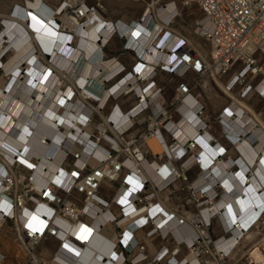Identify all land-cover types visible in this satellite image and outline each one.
Wrapping results in <instances>:
<instances>
[{"label":"bare ground","instance_id":"6f19581e","mask_svg":"<svg viewBox=\"0 0 264 264\" xmlns=\"http://www.w3.org/2000/svg\"><path fill=\"white\" fill-rule=\"evenodd\" d=\"M153 1L155 3V0ZM76 2L78 0H62L55 9L41 0H28L27 4H18L15 8L13 7L14 13L4 19L5 28H2L0 34V73L4 77V82L0 83V115L1 113L3 115L0 121V228L8 218L4 216L5 213L11 216L14 222H18V229H20V223H23L42 232L46 224L50 223L48 228H55L58 236L49 237L57 239L59 244L54 258L46 264H123L126 256L118 248H114L118 225L123 236H121L122 242L131 251L130 254L136 250L140 251L133 258L136 261L135 264H153V259L148 260V255L146 258L144 250L141 249L135 237L136 232L146 228L144 227L146 222L149 225L154 220L156 228L160 225L164 234L168 233L167 236L176 240L175 246L180 247L184 243L191 248L198 234L205 238V235L209 233L208 223H212L216 216L220 225L226 230L231 229L232 233L228 236L222 235L215 244L218 248L229 252L228 257H231L246 237L247 226L261 211L264 226V120L260 123L257 121L258 115H250L242 104L245 98L242 99L238 95L234 96L235 99L219 112L226 111L222 123L217 119L219 113L216 115L222 135L226 130L235 142L231 149L207 129L198 134V130L208 121L211 123L212 119L206 108L198 112L203 103L193 94L184 96L178 104L180 115L176 120L171 119L168 124L170 131L181 139V142H185L187 138H194L202 145V148L198 150L201 153L200 173L195 178L194 187L200 189L198 194L205 191L211 203L214 204L213 208L209 206L202 208L203 217L184 206H182V212L172 211L165 206V203L170 200V189L166 185L171 181L175 186L183 182L182 179H176L175 157L172 158L171 147L161 131L148 141L153 147V158L144 157L141 153L139 156H142V161L136 162L129 159L126 162L131 170H124L121 178L127 177L130 187L121 184L122 188L119 192H115L117 200L126 201L122 203L125 206L124 213L119 205L101 195L97 196V200L106 204V207L98 201L91 202L86 208L91 217L84 215L82 220L79 218L70 220L60 214L54 215V208L42 200L33 206L22 204L19 207L17 203L11 202L7 192L4 191L2 181L5 174L14 175L18 183L24 182V179L29 181L32 176L34 181L32 185L37 188L51 181L57 184L65 183L70 176L66 168L68 161H65L68 149L79 152L80 158L77 160L79 167L88 162L92 166L98 165L106 152V148L101 143L89 138L95 126L87 122V118L94 110L100 111L92 104L91 99L97 98L100 106L103 107L109 91L101 93L102 89H100V92H96L90 86L91 81H94L93 78L101 85L106 78L112 77L122 68V62L117 57H108L101 48L102 43L110 38L109 31L102 28L103 19L90 14L87 24H82L81 17L72 10ZM174 7L175 3L171 2L167 8L164 7L165 10H160L156 23L158 27L162 26V20L166 19L169 11ZM55 11H59V16L53 15ZM148 17L149 15L144 22L133 29H130L129 23L122 25L118 22L119 31L126 32L128 44L137 42V53L145 57L149 63L146 65L138 63L136 69L142 76H146L148 70L152 68L150 63L164 58V55L153 48L155 45L149 43L153 25H148ZM25 23L37 29L36 37L40 46L48 57L52 56L50 58L52 68L40 59L36 61L37 51L33 48L3 69V58L17 47L19 42L21 43L29 36ZM74 31L78 32L75 44ZM171 31L181 35L173 26ZM196 32L200 33L199 30ZM164 38L169 40L170 35ZM189 40L195 41L199 48L198 40L192 37ZM190 42L189 45L195 49ZM57 43H60V47L55 49ZM149 49L152 52L149 53ZM195 50L205 57V53ZM32 61L34 69L31 74H28L23 71V67ZM137 62L135 60L134 64ZM57 70L62 72L65 80L58 77ZM215 70L202 78L201 82L199 81L200 84L202 85L208 77H218ZM135 78L134 75H129L116 87L128 79L134 82ZM191 78L198 80L193 74ZM256 84L257 90L264 93V81L259 83L257 81ZM133 87H138L137 83H134ZM141 89L143 100L153 96V87L146 91L142 87ZM225 89L228 94H234L228 88L225 87ZM161 98L156 99L152 104V107L156 105L153 107L156 113L163 107V98ZM113 108L114 105L111 109ZM101 114L105 119L99 123L103 133L108 126L111 127L112 123L107 121L108 115L102 112ZM130 117V114H125L119 107L114 110L112 118L117 122L116 126L119 130L112 128L115 134L113 137L103 133L114 145L118 143L119 131L131 124ZM212 136L218 139L217 145L210 141ZM165 152L169 158L160 160V155ZM232 152L240 155L232 157L230 154ZM3 158L7 159L6 163H3ZM192 160L194 158H190L188 163ZM235 166L237 167L234 168ZM239 167L240 171L237 173L236 170ZM19 168L26 170L27 173H19ZM119 174L121 172L112 178L116 179ZM112 178H104L103 187L112 182L110 188L116 189L117 185ZM144 180L148 181L150 187L156 192L158 206L155 205L156 201L147 205L146 208L137 205L136 192ZM70 183L68 182V185ZM219 188L222 192L215 198ZM66 202L70 205L72 199H67ZM152 206L153 209H150ZM114 217L117 222L111 221ZM107 232L109 235L106 234ZM153 234L152 232L147 235L154 237ZM17 241L21 243L18 239ZM137 243L138 246H136ZM235 243L236 247L231 250ZM23 246L28 250L25 245ZM160 249L154 257H157V262L161 260L164 264V261L171 257L166 254L169 248L165 247L161 251ZM29 255L33 257L34 251L29 252ZM180 257L183 259V264H201L197 253L192 249L183 251ZM2 258L0 256V262ZM173 258V262L180 260L179 257ZM140 260L141 262H138ZM212 261L219 263L217 259L209 260L208 263L211 264ZM258 264H264V260Z\"/></svg>","mask_w":264,"mask_h":264},{"label":"built area","instance_id":"2783aa9c","mask_svg":"<svg viewBox=\"0 0 264 264\" xmlns=\"http://www.w3.org/2000/svg\"><path fill=\"white\" fill-rule=\"evenodd\" d=\"M153 2V0L146 2L141 17L136 21L132 20L128 24L130 29L137 28L149 15L148 25H153L154 29H152V34L149 36V43L155 45L153 48H156L160 52L159 54L164 55V58L150 63L152 68L148 70L146 76H142L140 72L137 71L136 67L138 63L144 65L149 63L145 57H141L137 53V42H134L132 45L128 44L129 39L126 36V32L121 33L119 31V21L109 19L106 14L107 6L105 0H78V2L74 4L72 10L76 15L81 17L83 23L87 24L88 15L90 14L100 16L103 19L102 28H106L109 31L110 38L108 41L102 43L101 48H103L108 57H117L122 62V68L109 79L106 78L101 85H99L94 78V81H91L90 87L96 92H100V89H102L101 93L103 91H109L103 107L100 106V102H98L97 98L91 99L92 104L99 108L103 114L108 115L107 121L112 123L111 127L108 126L103 133L113 137L115 134L112 128L117 131L119 130L116 126L117 122L112 118L114 110H116L117 107L125 112V114L131 115V124L124 130L119 131L120 137L118 143L114 145L99 128V123L105 121L104 117L98 109L94 110L87 118V122L95 126L89 138L101 143L103 147L106 148V152L104 157H101L102 160L100 163L92 166L91 163L88 162V164L79 167L77 165V160L80 158L79 152L68 149L65 161H68L66 168L70 175L69 178L65 183L57 184L51 181V183L49 182L47 185L39 188L32 185L34 183L32 176L29 181L24 179V182L18 183L14 175L5 174L2 181L4 191L7 192L12 203H17L19 207H21L22 204L33 206L37 204L39 200H42L54 208V215L60 214L70 220L78 218L82 220L81 218H83L84 215L91 217L86 208L91 202L97 203V196L102 195V180L104 178H112L115 174L121 172V174L117 175L116 179L112 178L115 183L118 182V185L116 189H112V195L113 193L115 195L111 196L108 200L119 205L124 213L125 206L116 199L115 192H119L122 188L121 184L130 187V182L127 177L121 178L124 170H131V168L126 165V162L129 159L136 160V162L142 161V156H139L141 153L144 157L153 158V147L148 141L149 138H152L161 131L166 137L168 145L171 147L172 158L173 156L175 157L174 163L177 168L176 179H182V182L187 185V189L190 191V197L187 201H192L194 203L197 209L195 214L202 216L201 210L203 207H214V204L211 203V199L205 191L198 194L200 189L198 190L194 187L196 179L187 182L188 178L186 177V172L193 167H197L200 173L201 165L199 162L201 161V153H199L198 150L202 148V145H200L196 139L194 140V138H187L185 142H181V139L170 131L168 124L171 119L176 120L180 115L181 112L178 104L182 101L184 96L193 94L203 103L201 94L197 92L199 81L211 74V71L215 69L217 76L221 80L228 79L234 74L227 88L231 91L237 90V95L240 98H250L251 96L257 95L264 102V93L257 90L256 87L257 81L258 83L264 81V0H179V2H177V0H155V3ZM171 2L176 4L175 7L169 11L166 19L162 20V26L158 27L156 24L158 21L157 15L161 9L165 10L164 7L167 8L168 4ZM193 7H197L202 13L200 18L195 20L194 26L195 31H200V33H197L200 38L205 39L209 43V52L205 57L189 45L186 37L171 31L172 26L176 25L183 11ZM168 34L170 35L169 40L164 38V36L166 37ZM116 41L121 42L120 51L117 50ZM150 52H152L151 49H149V53ZM123 55H128L130 59L128 58V61L124 62L123 59H121ZM135 60L138 61L136 64H134ZM192 74L196 76V79H198L197 81L191 78ZM129 75H134L136 77L134 82L128 79L120 86L116 87ZM163 75L171 77V81H173L174 78L177 79L174 92L171 96L167 94V83L161 80ZM149 80H151V82H148ZM134 83H137L138 87L134 88ZM141 87L145 91L153 87V96L147 97V101L143 100ZM155 95H157L156 98H154ZM160 97L163 98V107L156 113L155 108H153L156 107V105L152 107V104ZM112 105H114L113 109H111ZM205 108L203 103L198 112H202ZM133 111L135 112L133 113ZM225 112L226 111H223L218 115L219 118L217 119L221 123ZM205 129L215 134L212 131V125L209 121L204 127L198 130V134L204 132ZM223 136L228 141L229 145H231L227 147L231 149V147L235 145V142L232 141L226 130H224ZM214 137L212 136L210 141L213 142L214 145H217V140L219 138L215 139ZM182 149L184 151H182ZM236 149L238 150L237 147ZM160 156V160L169 158L166 152ZM190 158H194V160L188 163ZM236 167L237 166L234 168ZM239 171L240 167L236 172L238 173ZM68 182H71L70 185H68ZM166 187L170 189V197L171 189L176 186L173 181H171ZM221 192L222 189L219 188L215 198H217L218 193L221 194ZM136 194H138L136 203L140 207L146 208L147 205H150L154 201H156L155 205H159L156 192L150 187L149 182L146 180L142 182ZM67 199H72L70 205L66 202ZM98 202H100L101 205L103 204L104 207L107 206L101 201ZM150 209H153V206L150 207ZM4 216H8L7 221H13L12 217L8 214L5 213ZM111 221L117 222L115 217L112 218ZM20 224V229H16L18 232L17 239L30 250L29 252L34 251L35 247L47 237L58 236L56 235L55 228H48L50 223L46 224L42 232L38 229L29 227V225ZM54 225L58 226L56 224ZM210 226L211 222L208 223V232ZM144 227L150 229V231H147L148 235L153 232L154 238H159L162 241L160 251L165 247L169 248L166 254L171 257L164 261L166 264H183V259H180L183 246L186 250H194L201 264H209L206 260L202 259L203 254L206 253L211 254L217 261L228 257L229 252L218 248V245L215 244L216 240L211 238L210 233L205 235V238H203L201 234H198L192 247L189 248L185 246L184 243L180 247L175 246L177 243L176 240L167 236L168 233L164 234L160 225L156 228L154 220L151 221L149 225L146 222ZM222 228L224 230L223 235L228 236L229 233H232L231 229L226 230L224 227ZM116 229L114 248H118L121 253L126 256L123 264H135V259L130 258L131 251L128 250L122 242L123 236L121 235L120 226L117 225ZM119 235L120 239L118 240ZM138 245L137 243L136 246ZM236 245V243L232 245L231 250L235 248ZM140 246L142 250H145L143 244H140ZM173 257H179L180 260H175L173 262ZM156 258L157 257L153 258V264H162L161 260L157 262ZM138 262H141V260Z\"/></svg>","mask_w":264,"mask_h":264},{"label":"rangeland","instance_id":"374dc122","mask_svg":"<svg viewBox=\"0 0 264 264\" xmlns=\"http://www.w3.org/2000/svg\"><path fill=\"white\" fill-rule=\"evenodd\" d=\"M44 1L45 2H43V1L42 2L49 5L52 8L56 9L59 6L58 0L57 1L56 0H44ZM27 2H28V0H0V34L2 32V28H5L4 27V19L10 17V15H12L14 13L13 7L15 8L16 5H18V4H21V5L27 4ZM55 14H57V16H59L60 13H59V11H55V13L53 15H55ZM201 15H202V13L197 7L186 9L183 11L182 17H180V19L177 21V23H178L177 26L181 27L184 32H187V36L192 35L191 37L196 38L200 43H202L205 46L206 49H208L209 43L203 38L199 39L195 35V32H194L195 31V26H194L195 19ZM37 20H38V17H37ZM43 20L46 21L45 18H43ZM81 23L85 24L83 22H81ZM182 25H184V26L182 27ZM25 27L29 32L28 38L26 40H23V41L21 40L22 42L21 43L19 42V45H17V47H14L3 58V64H4L3 69L8 67L10 64H12V62H14L15 59H17L22 54H24L28 49H33V48L37 51L36 56H35L36 61L40 59L42 62H44L46 65H48L52 68L53 64L50 63V58L52 56L48 57L45 54L42 47L40 46L38 38L36 37L37 29L35 27H32V25H30L28 23H25ZM47 30H48V28H47ZM57 32H58V30H57ZM74 32L76 33V36H74V38H75L74 44H75V42L77 41L78 32L77 31H74ZM43 33H45V32H43ZM17 41H20V40H17ZM59 45H60V43H57L55 46V49H58L60 47ZM53 54H55V52H53ZM33 66H34L33 61L29 62L26 66L23 67V71L28 73V74H31L33 72V69H34ZM35 67H36V65H35ZM57 73H58V77L61 78V80L66 79L61 71L57 70ZM161 80L164 83H168V80H172V78L169 76L163 75L161 77ZM3 82H4V77H3V74L0 73V83H3ZM176 82H177V79L174 78L173 82L171 84H169V85L167 84L168 96H171L172 93L174 92ZM200 82H199V85L197 88V92L201 94L203 103L207 109V113L210 115V117L212 119V122H213V123L211 122L212 131L218 136L219 140H221L227 146H229L228 141L225 139V137L221 133L220 125H218L217 119H216V113L218 112V110L229 100L227 98L228 94L226 93L227 94L226 95L225 92L223 91V89L220 87V85H218L212 79L210 80V85L206 89H204V87L201 86ZM210 93L213 94L214 98H216V96H218L216 98V100L214 98H211ZM235 93L237 94V90H235ZM235 93H234V96H236ZM229 97H231V96H229ZM248 100H249V103L245 100V102L243 101L242 104H246L247 107L246 106H244V107L246 109L247 108L249 109V110L247 109L248 112H252V116L254 113L259 114L258 112H261L264 110V102L257 95L251 96ZM215 101H216V103H215ZM250 105H253V107L256 110H258V112L256 110L251 109ZM2 116L3 115L1 113L0 121L2 120ZM24 139H26V138H24ZM231 155L234 157L236 154L232 152ZM5 160H7V159L3 158V161H5ZM18 172L24 173V174L27 173L26 170H23L21 168L18 169ZM198 175H199L198 168L197 167L191 168L190 170H188L186 172V177L188 178L187 182L194 180ZM115 185H118V182L115 183ZM109 189L111 190L112 188H109ZM103 192H104V189H103V191L101 189V193H103ZM110 192L112 193V190ZM189 197H190V191H188L187 185L185 183H180L178 186L171 189L170 198L173 200V203L175 204L176 207L180 208V207L184 206L186 209L192 210V211H194V213H196L197 209L194 206V203L192 201H189V202L187 201V199H189ZM262 213L263 212L261 211L259 214L254 216L256 218L253 220V222L249 223V225L247 226L246 237L241 241L239 249L237 250V256L236 257L238 258L237 259L238 261L237 260L234 261V259H232L230 257H226V258L218 261L219 262L218 264H258V262H261L262 260H264V226L262 224ZM13 230H14V222L11 220H8L5 223L3 231L10 235L11 233H13ZM209 233H210V236L213 240H217L218 238H220L224 234V230L222 228V225H220L219 221L216 218H214L212 223H211V226L209 228ZM1 234L2 235H0V245H2L1 241L3 240V234L4 233H1ZM154 242L158 243L157 246H160L162 243V241L159 238H155ZM172 245H173V243H172ZM35 248L36 249L40 248V244H38ZM185 250L186 249L183 246V251H185ZM9 259H11L14 262V264H32L27 256L25 259H23L20 256H15L14 254L12 255L11 252H9ZM202 259L206 260L207 262L209 260H212V259L216 260L211 254H208V253L203 254Z\"/></svg>","mask_w":264,"mask_h":264},{"label":"crops","instance_id":"0c3cea01","mask_svg":"<svg viewBox=\"0 0 264 264\" xmlns=\"http://www.w3.org/2000/svg\"><path fill=\"white\" fill-rule=\"evenodd\" d=\"M42 1L45 2L44 0H41V2ZM148 1L149 0H105V4L107 6V12H106V14L108 15L109 19H112L114 21H119L120 23H122V25H125V24L130 23L132 20L136 21V20H138L141 17V15H142V13L144 11V8L146 6V2H148ZM58 2L61 3L62 0H58ZM177 2H179V0H177ZM59 3H58V5H60ZM198 18H200V16L197 17L196 19H198ZM179 19H180V17H179ZM177 24L178 23H176V25H173V28L175 30H177L178 33H180L181 35L185 36L189 40V38H191V36H187V32H184L181 27H178L177 26ZM183 26L184 25H182V27ZM194 32H195V35L200 39V37L197 35V32L196 31H194ZM192 39H193V37H192ZM194 39L197 40L196 38H194ZM189 42H190V40H189ZM190 43L193 45V47L195 49H197L198 51L202 52V54L205 53L204 55H206L209 52V46H208V49H206L205 46L202 43L199 42L200 43V46H199L200 49H199L198 48V45H197V43L195 41H192ZM115 44H116V47L118 48L117 50L120 51L121 50V42L120 41H116ZM28 51H30V49H28L26 52H28ZM206 51H207V53H206ZM26 52L24 54H26ZM24 54H22V55H24ZM128 58L130 59V57L128 55L121 56V59H123L124 62H127L128 61ZM166 76H168V75H166ZM233 77H234V74L231 75L228 79H224V80H220L219 77H214V78L213 77H208V78H206L203 81V83H202L201 86L204 87V89L208 88V86L210 85V80L212 79L218 85H220V87L223 89V91L225 92V94L226 93L228 94V92H226L225 87L227 88V85L232 81ZM172 82L173 81L168 80V83L167 84H171ZM232 92L235 93V91H232ZM210 94L212 95L211 98H214L213 94L212 93H210ZM228 95L231 96V97H229ZM228 95H227V98L229 100L218 110V112L216 113V115L221 110H223L231 102V100H234L235 99V98H233L234 97V94L229 93ZM216 98H214V99L216 100ZM248 99H249V97L248 98H245V100L249 103V100ZM162 101H163V99H162ZM244 106H246V104H244ZM250 106H251V109L256 110L253 107V105H250ZM256 111L258 112V110H256ZM249 113L252 115V112H249ZM258 113L260 115L259 114H253V115H256V116L258 115L259 118L257 119V121L260 122L261 120H264V118H263L264 110L261 111V112H258ZM230 154H232V153H230ZM238 155H235V156H238ZM6 161L7 160L3 161V163H6ZM111 185H112V183L111 184H105L104 187L102 188V191L104 189V192L102 193V195L105 198H110L112 196V193L110 192L111 190L109 189ZM165 206H168V208L170 210H172V211L182 212V210H183L182 207L177 208L175 206V204L173 203V200L171 198H170L169 201H167L165 203ZM187 215H189V214L187 213ZM184 216L186 217V215H184ZM6 222H7V220H6ZM5 223H3V225L0 228V235H2L1 233H4L3 234V240L1 241L2 242V245H0V256L3 257L2 260H1V262H0V264H14V262L11 259H9V252H11L12 255L14 254L15 256H20L23 259H25L26 256H27L29 258V260H31V263L32 264H41V263L42 264H44V263L46 264V263H49L54 258L55 250H56V248H57V246L59 244V242H58L57 239H55L53 237H48L47 239H45L43 242L40 243V248H38V249L35 248V250H34V256L31 257L29 255L28 250L21 243H19L17 241V233L18 232L16 231V229L18 228L17 227L18 222H16V221L14 222V230H13V233H11L10 235L7 234V233H5L3 231L4 226H5ZM148 230L149 229L145 228L143 230H140V231L136 232L135 233V237L138 239V241H139L140 244H143L144 245V247H145L144 248L145 249L144 250V253L146 255H148V257H149L148 260H152L153 257L159 251L160 246H157L158 243H155L154 242V239L155 238L153 236L152 237H149L147 235V231ZM106 234L109 235V232H107ZM238 249H239V247L237 248V250ZM237 250L230 257V258L234 259V261H236L238 259L236 257L237 256ZM139 252H140L139 250L134 251L132 254H130V258L133 259L134 257H136L139 254ZM211 264H216V263L212 261Z\"/></svg>","mask_w":264,"mask_h":264},{"label":"snow or ice","instance_id":"6c2138e0","mask_svg":"<svg viewBox=\"0 0 264 264\" xmlns=\"http://www.w3.org/2000/svg\"><path fill=\"white\" fill-rule=\"evenodd\" d=\"M75 175V174H74ZM129 179H131V178H129ZM126 201L125 200H121V203H125Z\"/></svg>","mask_w":264,"mask_h":264}]
</instances>
